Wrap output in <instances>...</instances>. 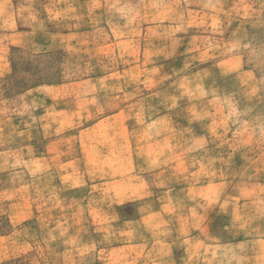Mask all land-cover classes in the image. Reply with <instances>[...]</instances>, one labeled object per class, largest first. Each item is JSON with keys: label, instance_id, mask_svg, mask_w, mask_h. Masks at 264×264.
Returning a JSON list of instances; mask_svg holds the SVG:
<instances>
[{"label": "rangeland", "instance_id": "rangeland-1", "mask_svg": "<svg viewBox=\"0 0 264 264\" xmlns=\"http://www.w3.org/2000/svg\"><path fill=\"white\" fill-rule=\"evenodd\" d=\"M25 1L6 7L26 25L0 77V264H126L131 251L178 260L195 232L214 264H264V0H107L91 17L80 1L61 18ZM139 55L174 61L148 79L153 64L126 62ZM109 73L119 74L96 79ZM84 78L92 99L68 100ZM52 89L62 96L44 98ZM48 102H134L145 136L185 138L180 172L159 180L169 191L120 207L119 220L94 222L105 209L84 206L83 188L67 189L71 176L42 177L57 169L37 157Z\"/></svg>", "mask_w": 264, "mask_h": 264}, {"label": "crops", "instance_id": "crops-1", "mask_svg": "<svg viewBox=\"0 0 264 264\" xmlns=\"http://www.w3.org/2000/svg\"><path fill=\"white\" fill-rule=\"evenodd\" d=\"M8 1L10 0H0V77L10 70L6 49L11 43L21 38L22 26L26 25L22 21L20 13L14 12L13 14L9 9H6ZM26 1L20 4L23 6ZM35 1L39 5L37 12L41 11L43 15L47 14L56 18L73 17L79 12L80 1L83 4V13L87 17L97 13L101 15L102 7L107 4V0H67L63 3H61L62 0H51L53 7L50 8L45 5V0ZM170 61L174 60L145 56L141 58L140 55L137 57L127 56L126 59L129 65L153 64L149 69L152 74L148 79L162 77L164 73L161 72V66ZM117 75L109 73L97 76L96 79L106 82L112 78L113 81ZM123 77L131 78L129 74H125ZM88 79L90 78L82 79L77 89L66 91L64 96L70 100V97L81 95L85 100L88 99L86 97H90L91 100V81ZM62 89L65 92V89ZM52 90L53 94L45 95L44 98L53 101V99L62 96L60 90ZM104 93H102V97ZM48 103L38 114L40 122L36 127L41 128L43 137H41L42 149L38 152L37 157L40 156L38 158L42 160L55 161L53 165H56L57 169L42 171V177L57 176L60 180V177L71 176L72 178H68L67 189L79 190L83 188L84 206H89V208L99 206L105 209L100 214L105 218L96 219L94 222L107 223L113 219L119 220L122 217L118 210L120 207L137 206V204L147 201L145 199L155 196L157 191L160 193L169 191V189H159L161 186L159 180L165 179L164 177L168 174L177 175L180 172L176 168L177 163L187 157L188 146L185 138L180 137L179 140H176L166 135L158 138L150 135L145 136L141 132L140 107L134 102L122 104L115 102L109 105L105 102L98 104ZM100 110L108 112L88 120L91 112ZM82 119L86 124L76 126ZM153 123L150 120L148 128L152 127ZM47 131L49 133L45 137L44 133ZM149 176L153 178L150 182L152 184L147 181ZM158 204L159 207L166 205L162 200H159ZM100 215L98 214V216ZM90 220L93 222L92 215H90ZM186 220L183 219V222L186 223ZM200 237L201 234L195 232L185 238L187 243L183 245L178 260L174 254L167 252L166 257L159 256L157 261L154 257L149 259L148 255H142L143 262H145L141 263L142 256L131 251V253L125 254L127 259L124 261L123 257V261L126 264H214L213 259L205 258L203 251L201 252L198 243ZM244 241L248 242L249 240L244 239ZM116 251L119 252V255L124 256V253H121L123 249ZM244 264L252 263L247 261Z\"/></svg>", "mask_w": 264, "mask_h": 264}]
</instances>
